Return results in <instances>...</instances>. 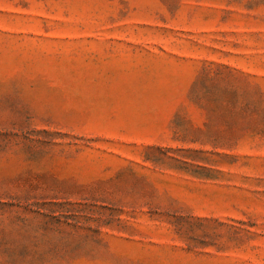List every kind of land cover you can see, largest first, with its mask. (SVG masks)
<instances>
[{"label": "rangeland", "instance_id": "374dc122", "mask_svg": "<svg viewBox=\"0 0 264 264\" xmlns=\"http://www.w3.org/2000/svg\"><path fill=\"white\" fill-rule=\"evenodd\" d=\"M0 264H264V0H0Z\"/></svg>", "mask_w": 264, "mask_h": 264}]
</instances>
